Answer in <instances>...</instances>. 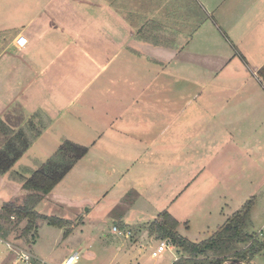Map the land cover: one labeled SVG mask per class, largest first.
Segmentation results:
<instances>
[{"label": "crops", "instance_id": "0c3cea01", "mask_svg": "<svg viewBox=\"0 0 264 264\" xmlns=\"http://www.w3.org/2000/svg\"><path fill=\"white\" fill-rule=\"evenodd\" d=\"M63 1L60 6L56 0H0V120L17 130L35 114L44 118L46 126L31 146L58 117L71 112L77 127L88 125L94 138L49 194L62 182L95 188L102 196L92 201L83 197L80 225L85 227L84 219L106 199L104 218L113 215V220L108 231L100 221L98 234L123 239L135 235L133 244L146 236L157 241L156 247L164 239L147 226L163 210L178 221L181 236L200 242L257 198L249 232L264 240V0H194L190 4L204 15L195 22L188 13L172 11L173 5L163 13L162 3L160 10L140 15L132 26L123 18L126 27H106L105 39L58 25L56 40L44 31L51 22L57 27L54 17L69 14L62 12L67 5L73 17L89 19L88 9L106 4ZM187 2L181 0L182 5ZM130 15L138 13L130 7ZM37 16L41 20L33 25ZM29 28L26 57H17L25 49H14L17 33ZM102 29L96 32L102 35ZM41 30L47 44L43 80L37 83L28 48L33 33ZM70 31L74 37L67 35ZM76 135L64 130L60 138L82 143ZM88 154L92 164L83 161ZM20 158L0 174L2 185L23 190L19 181L7 178L10 172L28 177L14 170ZM113 227L128 236L115 234ZM193 227L199 230L191 232ZM170 252L168 264L182 255L175 245ZM248 263L264 264V250Z\"/></svg>", "mask_w": 264, "mask_h": 264}, {"label": "rangeland", "instance_id": "374dc122", "mask_svg": "<svg viewBox=\"0 0 264 264\" xmlns=\"http://www.w3.org/2000/svg\"><path fill=\"white\" fill-rule=\"evenodd\" d=\"M56 1V3L60 2V6H62L64 3L63 0ZM68 1L69 0H65V3L68 4ZM103 1L106 4H99L98 10H87L89 19L86 16H84L83 18L80 17L79 19H77L78 16L73 17L74 14L72 15V12L74 10H72L71 7L67 5V8L65 7L62 12H69V14L65 17L63 16L64 19H62L63 17H61L60 20H57L54 17L57 22V27L53 22H51V27H46V31L44 32H48V34L52 35V39L54 37L56 40H59V37L57 38V36H60L59 34L61 32H59V30H61V27H58V25H64L63 28L76 26L75 29L79 28L80 32L83 33L84 36H89L92 39H96L101 36L100 38L105 39V35H107L106 27H126V24L125 26H122L123 18L126 23H128L129 20L132 26L137 22L140 15L143 16L144 13H148L154 9L159 8L160 10V6L162 5V3L164 4L163 13L165 11L169 12L173 5L172 11L177 9L176 11L180 14H190L189 17L192 18V21L194 20L193 22L197 21L199 17L204 16L203 12L197 10V6L193 4L194 0H187L189 3L187 2L185 3V5L181 4V0H173L172 2L170 0L168 2H166L165 0ZM199 1L200 3H203L205 0H195L196 3H199ZM190 2L193 3L190 4ZM130 7L131 11L133 10V13L135 14L137 12L138 15L129 16ZM112 10L117 13L119 12V15H114V12ZM92 14L94 15L92 16ZM91 16L92 19L90 20ZM39 17L40 16H37L34 19L33 25H36L41 20ZM65 19H67L66 24L63 23ZM100 27H103V36L100 33L96 32V30L98 31V28ZM30 29L31 28H29V30L21 29L17 33L14 49H16L18 52H21L22 49L25 48L24 51H22L17 57H26V43L28 39L27 37L31 33ZM65 31L69 32V30ZM44 32H42V30L35 31L33 33L35 35V40L33 42L32 48H28L29 52L33 51L35 60V69L33 70V75L35 76L37 83H42L43 80V75H40V73L41 68L43 67V51L45 45L47 44V41H42ZM68 32L67 35H70L72 37H74V35L76 34L75 31H70L71 34ZM44 40L49 39L45 38ZM60 40L63 39L60 38ZM24 64H26V62H24ZM38 93H43L42 87L38 89ZM36 97H38V94H36ZM59 105L62 106V103H60ZM71 114L72 113L69 112L67 115H63L61 119H59L58 117V120L55 122L52 128L44 132L43 135L39 139L34 141V143L28 148V150L22 155L20 160L16 163L14 170L18 171L19 173L25 174V176H29L31 171L35 170L40 164L45 162L55 153L62 141V137L60 138V133L64 130L74 133V135L77 134L78 136H81L82 139H80V137L79 139L82 143L78 144L88 148L92 140L94 139L92 137H89L91 128L86 127L88 125L84 124L83 127H77V125L75 124L76 122H74L73 118H71L70 116ZM40 118L44 122H46L44 118ZM34 121L38 120L34 119ZM19 124H21L20 121ZM74 124L75 128H70ZM68 127L69 129H67ZM77 135L75 136L76 138ZM91 157L93 156L91 154H88L87 156H85L83 161L87 164H92L93 161L91 160ZM87 174L90 175V173ZM19 177H21V174H18L16 172H10L7 176L8 180H17L20 184H22V181L18 180ZM76 182H78V180ZM84 186L86 189L82 190L83 186L81 183L79 185L71 183V185L66 186L65 182H62L61 184L56 186L57 188L54 190V192H52L54 194H48L44 196L35 208V210L42 215L71 219L68 220V223L66 225V227L70 229V232L65 233V226H54L52 224H48L44 219H39L37 221L36 234L33 237L31 234H22L21 231L25 225V221H21L16 224L15 222H13L8 226L7 236L5 238H0V264L11 263L8 259L6 261V255L8 253L7 249L12 253L9 259L13 258V252L7 247L6 243L13 246V248L28 250L31 253L39 256L40 258L45 259L50 264L55 261L57 262L61 259H64L74 250H79L81 252V258L77 264H168L170 262V259L172 257L170 254L171 252L168 250L165 251L163 257L161 258H157L151 255L152 249H154L157 245V241L153 239L148 240L146 236H143L140 239V243L137 242V244H133L137 241L135 235H130L128 238L123 239L115 236L114 234L111 235L108 233L107 236L103 237L98 234L95 226H102L103 224L105 230L108 231L113 220V215L106 216L104 218V213L106 212L104 207H106V205H108L109 203L106 199L102 200L104 204L100 206L99 209H96L95 211H93V213H91L84 219L85 223H87L85 224V227L80 225L81 218L79 215L81 214H78V211H84L86 207V205L82 203L83 197H91L90 200L92 201L95 198L97 199L102 196V193L96 191L95 188L90 189V186L88 187L86 184H84ZM25 194L26 193L24 192V190H21L19 186H10V184L6 182V184L0 185V204L2 205L4 203L2 202L3 200L8 201L10 197H12L11 200L21 202ZM131 195L132 193H129L127 195L128 203ZM256 199L257 198H254V200ZM254 200L253 204L255 202ZM127 220L130 223L136 222L135 219ZM100 221L103 223L100 224ZM196 230L199 229L197 227H193V229H191V232H196ZM130 247L131 250H129Z\"/></svg>", "mask_w": 264, "mask_h": 264}, {"label": "trees", "instance_id": "16d2710c", "mask_svg": "<svg viewBox=\"0 0 264 264\" xmlns=\"http://www.w3.org/2000/svg\"><path fill=\"white\" fill-rule=\"evenodd\" d=\"M38 118V121H34ZM46 123L35 114L25 127L12 130L0 120V174L10 170L30 144L45 128ZM87 152V147L63 140L55 153L40 164L29 176L19 177L22 189L26 192L21 202L5 201L0 207V238L8 234V226L15 222L25 221L22 234H36L37 221L44 219L48 224L66 227L68 221L57 216L39 214L35 208L42 198L50 193L53 187L63 178L72 166ZM253 198L234 212L227 221L210 237L200 242H192L181 236L176 228L178 221L166 210L158 213L149 224L148 229L159 239H168L177 246L182 255L172 264H249V260L264 250V240L249 232L251 227L250 211Z\"/></svg>", "mask_w": 264, "mask_h": 264}, {"label": "built area", "instance_id": "2783aa9c", "mask_svg": "<svg viewBox=\"0 0 264 264\" xmlns=\"http://www.w3.org/2000/svg\"><path fill=\"white\" fill-rule=\"evenodd\" d=\"M112 231L117 235L128 236V233H124L117 227H113ZM7 247L13 252V258L10 264H48L44 259L38 257L37 255L31 253L28 250H23L19 248H13L10 244L6 243ZM173 244L168 240H161L155 250L151 252L154 257L160 256L165 251H171ZM81 258V253L79 251H73L67 255L60 264H77Z\"/></svg>", "mask_w": 264, "mask_h": 264}, {"label": "water", "instance_id": "95a60500", "mask_svg": "<svg viewBox=\"0 0 264 264\" xmlns=\"http://www.w3.org/2000/svg\"><path fill=\"white\" fill-rule=\"evenodd\" d=\"M231 260V259H230Z\"/></svg>", "mask_w": 264, "mask_h": 264}]
</instances>
